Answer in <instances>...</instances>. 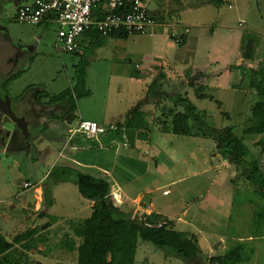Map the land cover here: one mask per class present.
Returning a JSON list of instances; mask_svg holds the SVG:
<instances>
[{
  "label": "rangeland",
  "instance_id": "1",
  "mask_svg": "<svg viewBox=\"0 0 264 264\" xmlns=\"http://www.w3.org/2000/svg\"><path fill=\"white\" fill-rule=\"evenodd\" d=\"M180 1L184 4L192 0ZM224 1L220 7L213 5L206 9L209 13L203 15L205 17H197L196 13V16L190 13L184 15V22L180 21V26L195 24L190 33L191 39L185 45L175 42L171 32L161 37L156 33L137 34L124 40L108 39L104 45L93 48L86 39L84 55L61 50L56 23L40 26L23 23L18 20L15 10L13 34L26 42L21 43V54L27 52L23 55L27 58L22 60L21 69L28 63H31V67L22 70L18 77L10 81L0 80V94L6 91L15 101L25 92L27 94L33 88L42 87L49 95H57L77 84V65L83 57L88 61L85 86L88 92L77 101L75 114L79 115L78 118L82 114L106 125L113 122L110 123L112 127L107 128L119 129L117 120L123 116L119 121H125L129 102L130 106L136 107L145 87L148 91L149 86L158 79L162 91L188 96L205 113L209 126H233L236 136L245 139L253 154L261 159L264 169V131L250 135L245 133L254 124V107L259 93L264 89V0ZM232 2L233 7L230 6ZM3 3L4 0L1 1ZM148 4L151 11L159 7L167 13L177 6L175 0H148ZM170 14L174 15L172 12ZM176 23L179 24L178 21ZM42 33L44 39L38 47L34 38ZM248 42H253V55L245 58L244 52L250 49ZM178 51L181 57H176L178 60L174 61ZM147 57L152 62L160 63L161 69L153 71L155 75L144 76L143 83V80L128 79L130 71L134 70L132 73L135 74L140 71L141 64L148 63ZM232 65L256 69L252 83L248 78L249 72L242 74L241 69H232ZM199 71L205 75L197 77L195 88L190 81ZM162 72L166 77L161 76ZM147 91L144 99H158L157 104L142 106V110L147 109V115L145 113L142 120L149 128L141 131L153 138L157 136L156 141H159L151 154H146L150 148L146 136L139 134L137 128H128L130 145L124 146L121 151L116 152V148L106 151L93 149L84 158L78 156L81 152L75 153L76 159L96 166H109L110 160L114 163L119 160L120 165L122 160L123 169L118 175L120 184L133 196L132 200L140 195L136 203L132 200L130 203L138 212L128 214L144 217L147 215L145 209L153 202L150 214L153 224L160 225L172 220L178 230L196 235L205 258L223 256L241 242L245 243L244 251L251 258L240 264H264V200L255 193L256 187L240 176L234 157L228 154V150L225 152L219 148L216 140L196 134L185 136L165 131V127L168 129L172 123L174 113L184 110V106H176L173 100L165 96H149ZM202 94L208 97L200 98ZM48 97L45 96L43 100ZM136 97L138 99L134 103ZM14 105L17 114H21V103ZM55 106L45 111L61 114V108ZM61 118L46 117L38 121L39 124H49L50 128L46 127V131L40 133L41 137L36 135L30 147L25 146L22 137L21 141L17 140L11 146L0 144V227L3 226L8 236L22 234L33 225L34 220L28 217L35 219L40 212H33L27 206L29 203L36 206L35 193L41 191L49 193L51 190L54 204L52 213H49L50 220L46 219L41 226L54 221L53 214L75 213L72 216L80 218L90 212L84 210L83 215H77L90 199L82 195L76 182L66 180L53 185L58 180L49 175L57 166L76 170L66 163L65 158L59 157V152L65 151L67 146L64 140L69 137L71 141L70 135L76 124L63 119V116ZM5 119V116L2 117L0 125L10 132L14 131L15 124L7 123ZM107 138L112 141L113 136ZM98 154L105 156L102 161L95 158ZM72 175L76 177V172L73 171ZM28 181L34 186L25 188L24 183ZM43 197L45 207V194ZM118 198L119 195H114L111 190L109 201L117 207L123 204L122 199L119 201ZM186 207L190 212L185 217L182 214ZM51 245V251L60 250L56 242ZM33 258L35 262L31 257L20 255L11 264H40L38 255H33ZM136 264L187 263L181 258L166 255L152 242L140 240Z\"/></svg>",
  "mask_w": 264,
  "mask_h": 264
},
{
  "label": "trees",
  "instance_id": "2",
  "mask_svg": "<svg viewBox=\"0 0 264 264\" xmlns=\"http://www.w3.org/2000/svg\"><path fill=\"white\" fill-rule=\"evenodd\" d=\"M200 1H206L219 7L225 3L224 0ZM87 35L92 38V48L104 45L111 38L129 39L131 37L127 32L122 31L104 36L94 29L87 31ZM171 38L175 41L173 36ZM187 40L188 38H185L179 45L186 44ZM253 42H248L247 45L250 46V49L248 52H244L245 58H250L253 55ZM82 46L81 43L80 48ZM75 53L80 54V51ZM87 63L88 61L85 58L82 57L80 59L77 65L78 82L74 87H70L57 95H49L45 89L37 94L39 102H42L45 96H49L50 98L46 102V105L60 106L62 113H52L49 116L50 118L60 119L63 116V119H67L69 122L77 119V114H75L78 109L77 101L88 92L85 89ZM234 68L241 69L242 74L249 72L248 78L249 80L251 79V83L254 80V75L257 73L256 69L243 65H232V69ZM136 74L137 76L140 75L139 73ZM202 75H205V73L199 71L196 76L192 77L190 85L196 88V79ZM161 76L166 77V74L162 72ZM160 87L161 83L157 79L149 86L147 94L159 98L165 96L173 100L176 106H184V110L174 113L172 123L170 126L168 125V129L165 127V131L185 136L196 134L216 140L219 148L224 149L225 152L228 150V154L234 157V163L240 171V176L254 185L256 187L255 193L264 200V169L261 167V159L253 154L252 149L244 138L236 136L234 127L217 128L209 126L205 113L188 96L164 92ZM23 96L24 94L19 98L22 99ZM199 97L206 98L208 96L202 94ZM147 103L157 104L158 99L155 100V98L147 97L140 101L137 107L129 111L125 117V121L118 123L119 128L148 129L149 125L142 120L145 117L142 106ZM253 119L254 124L245 130V133L248 135L264 131V89L259 93V99L253 111ZM38 121L39 119L35 120L36 125L32 124L30 138L34 139L33 136H36L39 132L46 131V127L50 128L49 124L45 125L44 122L40 123V125ZM73 171L76 172V177L74 178L72 175ZM49 175L61 182L66 180L76 182L83 196L96 201L92 215L74 225L75 233L82 238V243L78 247V264H136L140 240L152 242L166 255L181 258L187 264H240L251 258L250 254L244 251L246 247L245 243L241 242L232 246L223 256L205 258L197 236L178 230L174 225V221L169 220L166 223L156 225L153 224L151 215L132 217L120 207L111 203L109 196L112 184L104 176L94 175L86 170L81 171L59 166L55 167ZM40 215L43 216V213H40ZM261 223L262 220L260 219L259 224ZM39 230L40 227L25 231L17 236L13 242H9L0 231V258L5 256L7 258L8 255L6 253L16 243L24 241L25 246L31 249L35 243V235Z\"/></svg>",
  "mask_w": 264,
  "mask_h": 264
},
{
  "label": "crops",
  "instance_id": "3",
  "mask_svg": "<svg viewBox=\"0 0 264 264\" xmlns=\"http://www.w3.org/2000/svg\"><path fill=\"white\" fill-rule=\"evenodd\" d=\"M1 1L2 0H0V4H1ZM28 1H31V0H4V3L1 4L2 6L0 7V17L4 18L6 20V22L8 24V29H9L8 34H10V35L4 36L3 31H0V56H3V57L13 56L17 52L18 53L21 52V43L26 44V42H24V40L21 39V37H18V36L16 37V35L13 34L14 24H13L12 18H13V12L15 10L18 11L19 6H21L23 3L28 2ZM181 2L182 1H180V0H175V3H177V6L176 7L172 6L173 9L170 10V12L174 13V15L170 14V12L167 13V12L163 11L162 9H158L159 7L153 11H151L150 9L149 10H150L151 14L158 16V17H161L164 20L171 21V22L172 21L173 22L178 21L179 24H177V25H178V29L180 28L179 29L180 31H183L186 28H189L190 31H192V28H193V26H195V24H193V25L183 24L184 26H180L181 25L180 21L184 22V18H183L184 15L189 14V13L190 14L196 13L197 17H200V16L205 17L203 15H207L209 13L206 9L212 8L211 6H213V4H210L206 1H194V0H192V1H188L184 4H181ZM146 3L148 6L149 5L148 0H146ZM233 5H234L233 2L230 3L231 7H233ZM196 14H195V16H196ZM197 21H198L197 24H199V20H197ZM42 25H47V24H42ZM38 26H40V25H38ZM167 32H168V35H170L169 28H161V29L157 30L156 35L159 37L166 36ZM35 36H33V38ZM43 39H44L43 33L40 36L37 35L34 38V41L38 43V47H39L40 43L43 41ZM86 39H88L90 41V44L93 42L92 38L90 36H88L86 33L84 35L82 41H81L83 46H82V48H80V50H79L80 54H78V55H84L85 54L84 53L85 50H83V49H84V40H86ZM111 39H113V38H111ZM190 39H191V34L189 35V39L187 40V43ZM122 40H124V39H122ZM176 46H178V45H176ZM36 47L37 46H35V49H36ZM168 48L169 47H167L166 49H168ZM33 49H34V47H33ZM26 53L27 52L25 51V53L23 55H25ZM23 55L21 54L17 66L12 69L10 74L1 73L2 77L5 79L4 81H10V80L18 77L21 74L22 70L24 71V70H27L31 67V63H28V66H24L21 69L22 62L24 61L25 58H27V56H23ZM175 55L176 56L174 57V61H177L178 58H176V57H178V56L181 57L180 51H178ZM145 59L148 61V63L141 64L140 71H136L135 74L132 73L134 70L130 71L131 74H128L130 76L128 79H130L132 81H133V79H137L138 81L143 80L144 76H149L152 74L155 75V72H153V71H157L158 68L161 69L160 63L152 62L149 57H147ZM148 68H150V70H148ZM12 72H14V73H12ZM150 72H152V73H150ZM136 73H139L140 76L137 77ZM139 77H141V78H139ZM143 82H144V80L141 83H143ZM5 84L6 83H4V85ZM147 86H148V84H147ZM43 89L44 88H42V87L33 88L30 90L31 92L29 91L27 94L25 92L22 99L17 98V100H15L16 104L21 103V107L23 109L21 115L25 114L29 120L30 119H33V120L39 119V121H40L43 118L49 117L50 115H52V113L55 114V112L47 113L45 111L46 108H48V107H56V106L46 105V102L49 100L50 97H48L47 100H42V102H39L37 100V94L40 91H42ZM145 90H146V87H145ZM145 90L139 98V103L145 97V94L147 91V90L146 91ZM4 94H9V93H6V91H5V93L0 94V95H4ZM137 99H138V97H136V100L134 101V103H136ZM127 102H129V101H127ZM130 105L131 104L129 102V106H128L129 109L127 111H130V107H132L131 109L135 108V106H130ZM132 105H135V104H132ZM59 107L60 106H58V108ZM179 111H182V110H179ZM143 113H144V115H145V113L147 115V109L144 108ZM78 116L79 115L77 114V120L75 119L73 123L76 124L77 121L81 120V119L96 121L99 123V125H101L103 128H105L107 130V133L105 135H100L98 138H95V139L86 138L82 134H78L71 141L69 140V137H67L64 140V141H66V144H67L66 149H65V151L59 152V157L65 158L67 160L66 163H68V165H70L73 168H76L78 170H81V171L86 170V171H89L90 173H93L94 175H98V176H104V174H106L107 179L112 184L113 194L119 195V198H118L119 201H120V199H122V201H123V204H121L122 206H119V207L123 211L130 213L132 215H133V212H134V214L137 213L138 209L132 208L131 207L132 205L130 204L133 196L130 195V193L127 191L126 188L122 187V185L120 184V179L118 177V175H121V172H122L121 169H123L121 167L122 160H120V165L118 164L119 160L117 161V163H114L110 160L108 162L109 166H107L106 164H100L99 166L98 165L96 166L95 164H86L82 160H81L82 162L77 160L76 159L77 155L75 154L77 152H81L78 156L84 158V156L90 154L89 150H93V149L106 151V150H110L112 148H116L115 149L116 152H118L119 150L121 151V149L124 146L130 145L129 144L130 140H128V137H129L128 136V134H129L128 128L117 129L118 128L117 127L116 129L112 128L111 130H109L107 127H110L111 126L110 123H113V122H109V124L106 125L105 122H101L97 119L84 117V116H82V114L79 118H78ZM92 117H94V116H92ZM121 117H123V116H120V119H123ZM119 120H117V122H120ZM139 130H140V132H143V131H141V129H139ZM140 132H139V134H143L144 136H146L147 144L150 147L148 150H146L147 151L146 154H148V153L151 154V152L153 150H155V147L159 145V141H156L157 136H156V138H153V137L147 136L145 132H143V133H140ZM107 136H109V137L113 136L112 141L109 140L110 141L109 142L107 140L108 139ZM4 148H6V147H4ZM156 150H157V148H156ZM106 156L109 158L108 155H106ZM103 157H105V156L100 155V154L95 156V158H97L99 161H102ZM151 157H152V155H150V158ZM131 161L132 160H130V162ZM129 165L132 166L131 164H129ZM47 176H48V174L45 177H47ZM45 177L43 179H45ZM28 182H30V181H28ZM58 182H61V181H57L53 185H56ZM113 188H114V190H113ZM50 192H51V190H50ZM50 192L48 193V198L46 197V193H43V191H41V193H35L36 203H37L36 206L35 205L31 206V203H29L27 206V209H30L33 212L39 211L40 213H43V216H41L40 213L36 214L37 217L35 216V219L31 218V216L28 217L29 219L34 220V221H33V225L25 231L40 227V230L35 235V240H34L35 243H34L33 247L31 249L27 248V246H25L24 241L20 242V243H16L15 246L6 253V255H8V257H7L8 259L6 258V256L0 258V264H11L20 255L26 256L27 258L31 257V259L34 262L36 261V259L33 258V255L34 256L38 255L41 259L40 264H78V255H79L78 254V247L82 243V238L79 237L75 233L74 225H75V223H78V222H80V221H82V220H84V219H86L92 215L93 210H94L93 207H94L96 201L91 200V199L90 200L87 199L88 202L86 203V206L85 207L83 206L82 208H80L78 210L77 215L84 213V210H89L90 212H89V214H87V216H84L82 214L83 216H81L80 218H74L75 213L69 214V215L53 214L52 218L54 217V219H53L54 221H52V222L50 221L46 225L41 226L46 221V219L50 220L49 213L50 214L52 213L51 210H52L54 204H52L53 200L51 198ZM43 194H45V199H46V203H47L45 205V207H43V204H42V202L44 200ZM138 196H140V195H138ZM138 196L137 197L135 196L134 200H132L134 203H136ZM152 205L154 206L153 202H152ZM151 206L149 208L145 209V213L147 215L152 214ZM184 209H185V211H183L182 216L186 217L189 215L190 210L187 209V207ZM72 215H74V216H72ZM41 219H43L42 220L43 222L41 221ZM37 221H40V222H37ZM0 231L6 237V239L9 242H13L17 236L21 235V234L15 233L11 236H8L5 234V232L3 230V226L0 227ZM64 241H65V243H64ZM55 242L57 243V245H60V248H59L60 250H58V252L57 251H51V249H50V247L52 246L51 244H53Z\"/></svg>",
  "mask_w": 264,
  "mask_h": 264
},
{
  "label": "built area",
  "instance_id": "4",
  "mask_svg": "<svg viewBox=\"0 0 264 264\" xmlns=\"http://www.w3.org/2000/svg\"><path fill=\"white\" fill-rule=\"evenodd\" d=\"M17 18L35 25L56 23L61 50L68 53L79 51L84 35L93 29L104 36L118 31L133 36L153 35L158 29L169 28L177 43L189 38L191 32L189 28L180 31L176 22L151 14L146 0H31L19 6ZM105 132L98 122L81 119L73 127L70 139L78 134L95 139ZM24 186L34 185L25 182Z\"/></svg>",
  "mask_w": 264,
  "mask_h": 264
},
{
  "label": "flooded vegetation",
  "instance_id": "5",
  "mask_svg": "<svg viewBox=\"0 0 264 264\" xmlns=\"http://www.w3.org/2000/svg\"><path fill=\"white\" fill-rule=\"evenodd\" d=\"M8 30L9 29H8V24H7L6 20L4 18L0 17V31H3L4 36H6L5 33H7ZM9 35L10 34H7V36H9ZM20 56H21V52H19V53L17 52L13 56H9V57L0 56V80H3V81L5 80L2 77L1 73L10 74L12 69L17 66L18 61L20 59ZM14 103H15V101L13 100V106L16 110ZM16 112H17V110H16ZM18 115L21 116V114H18ZM23 115H25V114H23ZM2 117H4V115L0 112V122L2 121ZM30 122H31V124L36 125L35 120H33V119H30ZM42 132H39L37 134V136H39V135L41 136L40 133H42ZM21 137H22V141L25 142V146L28 145L30 147L32 142H30L28 140L29 138H27L25 136V134L22 133V131L20 129H17L15 132H10L9 130H7L6 128H4L3 126L0 125V144L1 145L11 146L13 142H15L17 140L21 141ZM33 137L35 139V136H33Z\"/></svg>",
  "mask_w": 264,
  "mask_h": 264
},
{
  "label": "water",
  "instance_id": "6",
  "mask_svg": "<svg viewBox=\"0 0 264 264\" xmlns=\"http://www.w3.org/2000/svg\"><path fill=\"white\" fill-rule=\"evenodd\" d=\"M0 112L7 118L5 121L7 123L15 124V132L17 129H20L22 133L25 134L30 142H34L33 138H30L32 124L26 115H18L14 106L13 99L9 94L0 95Z\"/></svg>",
  "mask_w": 264,
  "mask_h": 264
},
{
  "label": "clouds",
  "instance_id": "7",
  "mask_svg": "<svg viewBox=\"0 0 264 264\" xmlns=\"http://www.w3.org/2000/svg\"><path fill=\"white\" fill-rule=\"evenodd\" d=\"M189 39V38H188Z\"/></svg>",
  "mask_w": 264,
  "mask_h": 264
}]
</instances>
